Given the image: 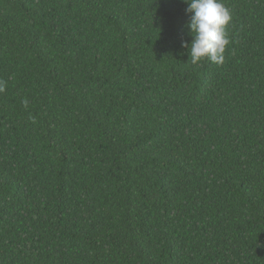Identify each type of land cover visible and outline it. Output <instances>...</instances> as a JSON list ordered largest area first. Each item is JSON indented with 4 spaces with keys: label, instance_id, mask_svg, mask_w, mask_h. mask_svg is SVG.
Instances as JSON below:
<instances>
[{
    "label": "trees",
    "instance_id": "trees-1",
    "mask_svg": "<svg viewBox=\"0 0 264 264\" xmlns=\"http://www.w3.org/2000/svg\"><path fill=\"white\" fill-rule=\"evenodd\" d=\"M190 62L183 0H0V264H264V0Z\"/></svg>",
    "mask_w": 264,
    "mask_h": 264
},
{
    "label": "clouds",
    "instance_id": "clouds-1",
    "mask_svg": "<svg viewBox=\"0 0 264 264\" xmlns=\"http://www.w3.org/2000/svg\"><path fill=\"white\" fill-rule=\"evenodd\" d=\"M189 15L186 23L190 43L182 41L181 46L188 50L190 62L200 63L207 59L216 64L224 62V52L230 43L227 25L231 21L229 10L221 0H183ZM0 91L3 86L0 85Z\"/></svg>",
    "mask_w": 264,
    "mask_h": 264
}]
</instances>
